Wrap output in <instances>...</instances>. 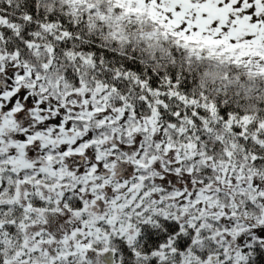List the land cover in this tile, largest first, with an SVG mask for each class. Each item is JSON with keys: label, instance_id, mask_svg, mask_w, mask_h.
Returning a JSON list of instances; mask_svg holds the SVG:
<instances>
[{"label": "snow or ice", "instance_id": "obj_1", "mask_svg": "<svg viewBox=\"0 0 264 264\" xmlns=\"http://www.w3.org/2000/svg\"><path fill=\"white\" fill-rule=\"evenodd\" d=\"M0 264H264V0H0Z\"/></svg>", "mask_w": 264, "mask_h": 264}]
</instances>
